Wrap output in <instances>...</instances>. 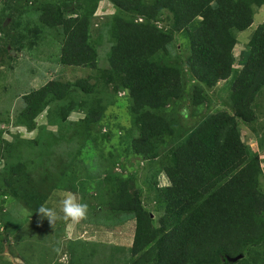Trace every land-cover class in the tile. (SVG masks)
<instances>
[{
  "label": "trees",
  "instance_id": "obj_1",
  "mask_svg": "<svg viewBox=\"0 0 264 264\" xmlns=\"http://www.w3.org/2000/svg\"><path fill=\"white\" fill-rule=\"evenodd\" d=\"M104 1L39 0L33 12L23 11L30 47L43 33L56 32L59 62L96 74L74 82L53 79L24 96L20 125L39 131L34 139L10 144L13 161L1 170L2 195L18 200L31 214H41L57 189L50 180H63V172L73 171L89 140L100 147L97 128L121 91L131 98L139 131L136 137L129 135L131 153L159 158V140L176 134L161 112L184 96L185 73L158 58L169 53L177 33L202 18L188 30L191 53L186 63L196 81L192 104L205 105L207 89L228 81L231 108L211 114L176 145V164L164 168L169 184L161 187L166 204L159 221L144 205L135 178L120 172L105 175L96 195L98 209L135 218L129 264H231L240 255L241 264H264V170L260 157L250 153L243 128L257 121L256 105L264 91V22L252 34L240 69L235 56L239 32L254 24L264 0H108L115 12L107 16L104 30L112 45L102 65L92 31ZM3 24L0 29L7 32ZM13 38L9 34L11 47L23 44ZM46 111L48 125L57 129L37 128ZM76 111L86 116L70 119ZM27 144L31 149L25 151Z\"/></svg>",
  "mask_w": 264,
  "mask_h": 264
},
{
  "label": "rangeland",
  "instance_id": "obj_2",
  "mask_svg": "<svg viewBox=\"0 0 264 264\" xmlns=\"http://www.w3.org/2000/svg\"><path fill=\"white\" fill-rule=\"evenodd\" d=\"M38 3L39 0H0V24L4 21L3 26L6 25L7 30L2 32L0 29V174L6 163L13 161L10 144L15 139H34L39 131L20 125L19 116L25 106L24 96L53 79L74 82L96 74L92 69L67 67L59 62L61 43L56 32L43 33L36 46H29L32 36L25 29L29 20L23 11L33 12ZM113 12L115 8L105 0L94 18L92 33L102 65L107 64V55L112 45L104 25L109 20L107 16ZM201 21L202 18H198L187 30L177 33L169 53L163 52L158 58L164 64L181 67L185 73L184 96L180 100H174L171 106L161 112L173 124L176 134L159 140L160 157L147 160L131 153L129 145L132 137L130 139L129 135L131 133L136 137L139 131L135 125V116L130 111L131 98L125 91H121L115 97L116 102L108 108L104 121L100 124L101 128H97L101 130L98 131L101 135L100 147L97 148L95 142L89 140L77 165L73 167L76 174L73 175L72 168H68L69 173L63 172L61 176H64L63 180H50L52 183L49 182V185L52 184L57 189L45 208L55 211L56 219L53 222L43 213L31 214L18 200L2 195L0 187V264H129L136 220L123 213L110 216L107 211L98 209L101 202L96 195L104 187L105 175L114 171L123 173L125 177H134L136 186L142 190L144 205L159 221L166 204L161 187L169 184L164 168L176 164V145L185 140L211 114L232 106L228 81L207 89L209 101L205 105L192 104L196 81L186 63L191 53L189 31L198 27ZM263 22L264 7L257 9L254 24L248 30L239 32L240 43L235 50L238 64L240 60L242 62L247 58L251 36ZM9 34L15 40H23V44L11 47ZM240 68L242 67L237 65L236 69ZM107 92L105 90L106 95ZM256 108L257 121L253 124L244 123L243 128L250 153L260 157L264 170V91L258 97ZM85 116L84 112L76 111L70 119L79 120ZM48 124L49 116L46 111L38 117L37 128ZM48 127L57 129L50 125ZM30 147L27 144L23 149L27 151ZM55 170H58L57 166ZM36 171L40 172L38 167ZM261 183L264 191V175ZM68 195H73L77 202L88 205L85 219L77 222L65 218L62 200ZM242 257L228 262L241 264Z\"/></svg>",
  "mask_w": 264,
  "mask_h": 264
},
{
  "label": "clouds",
  "instance_id": "obj_3",
  "mask_svg": "<svg viewBox=\"0 0 264 264\" xmlns=\"http://www.w3.org/2000/svg\"><path fill=\"white\" fill-rule=\"evenodd\" d=\"M62 205V211L65 218L79 222L87 217L88 205L86 203L77 202L75 196L73 195L65 197L62 200ZM40 213H43L50 220V222H53V220L56 219V213L54 210L41 208Z\"/></svg>",
  "mask_w": 264,
  "mask_h": 264
},
{
  "label": "crops",
  "instance_id": "obj_4",
  "mask_svg": "<svg viewBox=\"0 0 264 264\" xmlns=\"http://www.w3.org/2000/svg\"><path fill=\"white\" fill-rule=\"evenodd\" d=\"M236 50V49H235ZM235 56H236V51H235ZM236 59L238 60V58L236 57ZM239 62V61H238ZM238 62H237V65H238V67H242V62H241V60H240V64H238ZM237 65H236V67H237Z\"/></svg>",
  "mask_w": 264,
  "mask_h": 264
},
{
  "label": "water",
  "instance_id": "obj_5",
  "mask_svg": "<svg viewBox=\"0 0 264 264\" xmlns=\"http://www.w3.org/2000/svg\"><path fill=\"white\" fill-rule=\"evenodd\" d=\"M240 257H242V256H240ZM239 258V257H238ZM237 259V258H236Z\"/></svg>",
  "mask_w": 264,
  "mask_h": 264
},
{
  "label": "built area",
  "instance_id": "obj_6",
  "mask_svg": "<svg viewBox=\"0 0 264 264\" xmlns=\"http://www.w3.org/2000/svg\"><path fill=\"white\" fill-rule=\"evenodd\" d=\"M142 20V19H141Z\"/></svg>",
  "mask_w": 264,
  "mask_h": 264
}]
</instances>
